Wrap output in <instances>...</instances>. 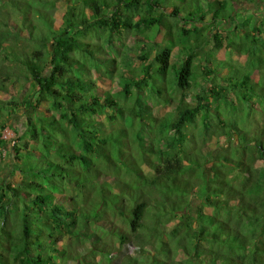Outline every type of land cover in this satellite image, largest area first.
<instances>
[{"label":"trees","instance_id":"1","mask_svg":"<svg viewBox=\"0 0 264 264\" xmlns=\"http://www.w3.org/2000/svg\"><path fill=\"white\" fill-rule=\"evenodd\" d=\"M182 1L81 0L79 6H66L56 28L49 11L55 0H0V58L18 62L33 87L19 102L0 99V110L23 106L27 131L21 135L29 133L37 146V154L28 151L23 162L20 158L31 181L12 185L13 195L4 199L15 202L7 208L0 202L1 264H58L55 255L64 264H264V78L252 77L264 68V15L260 24L250 20V31L241 34L238 25L236 30L221 25L227 17L235 23L239 0ZM132 10L134 17L127 14ZM237 13L241 25L248 21L241 16H252ZM163 27L164 38L180 47V64L172 63L169 44L146 61L145 40L162 43L140 38L139 71L120 72L115 57L113 66L100 71L104 81L118 79L121 89L114 93L113 87L98 86L92 68L81 67L87 58L106 53L104 47L112 49V38L122 29L159 32ZM98 30L106 32V46L80 36ZM191 33L193 45L187 43ZM236 35L240 42L231 37ZM20 44L18 50L25 51L17 52ZM207 45L209 51H245L247 60L241 67L207 60L199 74L195 49L207 55ZM198 75L208 85L195 82L199 90L191 101ZM235 100L247 107L256 103L261 123L249 125L236 117ZM42 104L49 115L36 112ZM119 111L142 127L137 151L129 141L110 142L116 126H122L116 120ZM45 158L41 169H34L32 163ZM63 170L69 172L67 180ZM93 182L101 196L90 202ZM80 194L90 203L86 208H95L83 219L76 213ZM9 231L18 233L14 244ZM128 244H135L134 253L125 251ZM103 250L117 260L97 261Z\"/></svg>","mask_w":264,"mask_h":264},{"label":"rangeland","instance_id":"2","mask_svg":"<svg viewBox=\"0 0 264 264\" xmlns=\"http://www.w3.org/2000/svg\"><path fill=\"white\" fill-rule=\"evenodd\" d=\"M166 2L170 4H178V5H182L184 3V1L182 0H166ZM68 4H71V5L75 4L79 6L81 4V0H55L54 5L51 7V9H49V11L52 13V16L54 19V25L56 28L61 24L62 16ZM237 5L238 6H236V4L234 3L235 9H236V11H234L233 13L234 18H235V23L232 20L229 21V18L227 17L225 18L224 21H222L223 23L221 25H225L226 29H230L231 27L234 28L236 27L235 25H238L239 27H241L239 29V32L242 34L246 30H248V28L250 27V20L251 21L255 20V24H260L262 17L264 15V0H249V1L239 0ZM237 10L241 11L242 14H247V12L249 13L252 12V16L254 17L250 16L248 19L244 17L245 15L241 16L240 17L241 19L244 18L245 20L246 19L248 20L247 24L241 25V21L239 19V14L237 13L238 12ZM135 13L136 12L132 10V11H129L127 14L129 16L133 15L134 17L136 16ZM169 19H172V18H169ZM208 19H209V16L207 17L206 20ZM213 26H215V24L210 23V27H213ZM164 29L165 28L163 27L159 32L154 31V29H142L140 31L126 32L125 30L122 29L121 32L113 36L112 38L113 44L110 46L112 47V49L109 47H104V50L106 51V53L99 54L98 58L89 57L85 60V63L83 64V66L81 65L80 66L86 67L87 69L92 68L91 75L94 77L95 82L99 84L98 86H100V88L102 89V85H103V88L107 90L108 89L110 90L113 87L114 90L112 92L114 93L121 89L118 79L114 80L112 83L109 82L108 80L104 81V79H102L101 77L102 75L100 71L101 70L104 71V68H106L109 65L113 66V62L111 61L114 59V57L116 58V63H117V64L115 63L116 66L119 69L122 68L120 72L130 67L136 69V71H139L137 70V68L141 66V62L143 60L140 59L138 55L141 54L142 52L141 46L143 45V42L138 43L137 41L140 38L142 39L144 38V40L145 38H148L150 40L153 39V42L162 43V45H156V44H153L151 41L145 40L144 46L147 48V51L149 52L147 53L145 60L148 62H152L154 51L157 48L162 47L163 45H167V44L172 45L170 40L164 38L165 33H166ZM234 30H236V28H234ZM237 32H238V29H237ZM88 35L81 34L80 36L82 37V40L84 42H88L91 44L101 43L105 46L108 44V42L106 41L107 34L104 30H98L96 31V34H88ZM231 37L235 39L236 42H240L238 35L231 36ZM195 38H196L195 35L191 33V37L187 38V43H190L192 45L195 44ZM23 44H20V46L15 47L17 52L25 51V50H18V48L23 49L22 47ZM205 48L209 51L210 45H207ZM179 49H180L179 46L177 47L175 45H172L171 61L174 64H180L182 62L181 52ZM195 50H199V52L197 53L198 56L196 55L198 59L196 60V63L194 65V70L198 72L199 74L202 71V66L207 63L206 62L207 60H211V59H214L213 61L220 60L223 62H227L231 65H236L238 67H241L242 64H244V62L247 60V53L245 51L238 53L235 50H231V49L227 50V49L222 48L219 51H209L208 53L206 52L207 55H205L204 49H195ZM258 52L259 54H261V48L258 49ZM103 58H109V59L106 60L105 63L99 62V61H102ZM226 69L227 68L225 69L222 68L223 72L227 71ZM85 73H87V70ZM85 73L83 77L87 78L88 74L86 75ZM260 75L261 77L264 78V68L253 72L252 74L253 80L256 79L258 76L260 77ZM5 76L6 78H4ZM195 82H199V84H204L205 87L208 85V83L204 81L200 75H198L196 79L193 80L194 86L190 90L189 99L191 101L193 100L196 92H198L199 90V86L196 85ZM32 92H33V87L31 85V81L29 80V78L27 79L26 72L22 69L21 65L18 62L9 61V60L0 58V99L3 101L15 100L19 102L23 98H27V96L31 95ZM171 96L176 98L178 96V93H172ZM160 98L163 99V96L160 95ZM130 103L131 102H129L128 104ZM232 106L236 108L233 114H235L236 117L243 119V121L246 124L251 125L257 122L261 123V118L263 114L260 110V107L256 103H253L251 107H247L244 104H238V102H236L235 100ZM22 107L23 106H20L18 109L8 108V110L6 109L0 110V138H1L0 139V202H2V204L6 208L10 204H12L11 201H13L14 203L15 199L13 197H12L13 200L4 199L5 194L8 196L13 195L12 187L15 186L18 182H20V180H23V181L28 180L30 182L32 179L31 177L33 175L29 176L30 179H28V177L26 178L24 174L25 169H24V165L22 162L25 160V157H26L25 155H28V151H32L34 154H37V151L35 150L37 146L35 145L34 141H31V137L29 133L25 132V134L21 135L24 130L27 131V126L24 127L25 116H24V110L22 109ZM45 109H46L45 105L42 104V106L36 112L40 114V116H47L49 115V113ZM111 110H116V108L111 109ZM29 114H31L30 110H29ZM50 114H55V111L51 110ZM14 119L18 120L15 122L16 124L18 123V125H21V129L18 126H15L12 124V121ZM116 120H118V123L120 122L122 126H116L113 133L110 135L111 144L116 145V143L121 144L125 141H129L130 143H134V150L137 151V149L139 148L138 142L142 140V138H140L142 127L138 125H133L128 119L127 115L121 111H119L118 114H116ZM114 122H115V119L112 120V125H114ZM25 142H28L26 143L28 145V146L26 145V147L24 146ZM16 146L17 148H20L21 151H18L16 149ZM188 148L191 149V145ZM111 154L113 155V152H111ZM131 155H133V153ZM20 158H22V162L20 161ZM46 160H48V158H45V160L44 159L38 160L32 163L33 164L32 166L34 167V169L36 167L40 168L41 164L43 162H46ZM134 160L137 164H139V160L137 157H134ZM49 161L51 163L50 158H49ZM60 168L63 169L62 165L60 166ZM67 173L69 172L66 170H63L64 177L66 176ZM68 178H70L69 175L67 176V178L65 177V180H67ZM87 180L88 181L90 180L89 176H87ZM131 181L133 183V186L137 185V180H135V178H132ZM90 187H93V192H90L91 196L89 197L85 193L87 198L89 197L88 198L89 201L94 202L96 198L100 199L101 194L99 192V186L93 182L90 184ZM30 188L32 189V187ZM85 195L83 194L77 195L79 198L76 199V201L79 207H77L76 213L79 215L78 217L79 219H83L81 216L90 217L92 210H95V208H86L90 205V203L88 199L86 201H83ZM198 195L199 193L197 191V193L193 196L192 201H191V208L194 214L196 212L197 205L200 203V199L198 198ZM112 204L113 202L110 203V206ZM108 209L110 211V214L113 215L114 209L113 208H108ZM8 210L9 212H11L9 208ZM21 215H23L22 210L19 213V216ZM0 221H1V215H0ZM120 223L121 224L125 223V221H121ZM92 225H93L94 233L95 232L99 233L100 229H98V225L97 226L95 224H92ZM150 225H155V223L151 220ZM36 226L40 228L44 227L42 225H36ZM17 235H18L17 232L15 234V232L9 231L8 232V239H10L9 241L12 242L13 244L14 242H17L18 241ZM69 237H71V235L68 236V238ZM68 238L66 239L65 242L62 243V245H64L67 242ZM111 238L112 237L109 236L110 240ZM109 239H107L108 242H110ZM135 247H136L135 244H128V246L124 247V249H126L125 250L126 252L128 251L129 253L131 252L134 253ZM14 249H18V248H14ZM0 251H1V247H0ZM46 251L48 254L51 255L50 251L47 248H46ZM68 251H71V249H68ZM109 252L110 251L108 250H103L95 256V259L97 261L100 260V261L109 262V263L111 261L115 262L117 260L116 256L115 255L113 256L112 254L108 255ZM111 252H115V248ZM25 256H28V255L25 254ZM79 257L82 258L81 256ZM62 258L63 257H60V256L57 257L55 255L53 256L52 260L57 262L58 264H64L66 261L63 260ZM110 258L112 259L110 260ZM66 259H69L68 256H66ZM2 260L3 258L2 256H0V264Z\"/></svg>","mask_w":264,"mask_h":264},{"label":"crops","instance_id":"3","mask_svg":"<svg viewBox=\"0 0 264 264\" xmlns=\"http://www.w3.org/2000/svg\"><path fill=\"white\" fill-rule=\"evenodd\" d=\"M15 121H18V120H15V119H14V120L12 121V124L15 125V126H18V127L21 129V125H18V123L16 124ZM20 123H21V122H20Z\"/></svg>","mask_w":264,"mask_h":264}]
</instances>
